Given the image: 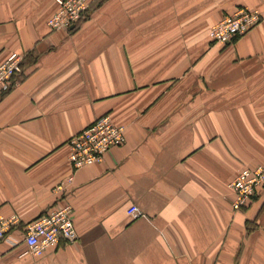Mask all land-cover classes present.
<instances>
[{
	"label": "crops",
	"instance_id": "1",
	"mask_svg": "<svg viewBox=\"0 0 264 264\" xmlns=\"http://www.w3.org/2000/svg\"><path fill=\"white\" fill-rule=\"evenodd\" d=\"M90 2L52 30L54 0H0V62L24 55L0 95V214L21 217L0 264H264V188L235 210L229 187L264 165V0ZM239 6L261 22L214 42ZM105 113L125 144L74 172L67 140ZM61 203L78 240L32 253L24 225Z\"/></svg>",
	"mask_w": 264,
	"mask_h": 264
},
{
	"label": "built area",
	"instance_id": "2",
	"mask_svg": "<svg viewBox=\"0 0 264 264\" xmlns=\"http://www.w3.org/2000/svg\"><path fill=\"white\" fill-rule=\"evenodd\" d=\"M54 1L57 8L48 22L52 30H69L85 17L91 3L90 0ZM262 17V11L257 8L239 6L211 27L210 37L214 42L231 44L255 28ZM23 60V54L13 51L0 62V95L9 91L15 78L23 73ZM126 140L125 126L117 124L109 113L100 115L66 142L73 171L102 162L113 148L122 146ZM71 180L70 177L68 182L65 185L60 184L58 189L65 191ZM229 187L233 194V208L240 210L246 207L256 192L264 188V165L240 169L229 183ZM129 211L134 216L141 214L135 205L131 206ZM73 214L71 204L61 203L24 225V241L28 249L36 255H41L46 250L59 246L62 240L68 243L77 241L79 233ZM20 223L21 217L18 214H0V241L7 238L10 231L19 227Z\"/></svg>",
	"mask_w": 264,
	"mask_h": 264
}]
</instances>
